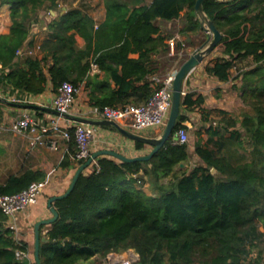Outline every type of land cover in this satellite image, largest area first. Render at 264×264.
I'll return each mask as SVG.
<instances>
[{
    "label": "trees",
    "instance_id": "trees-1",
    "mask_svg": "<svg viewBox=\"0 0 264 264\" xmlns=\"http://www.w3.org/2000/svg\"><path fill=\"white\" fill-rule=\"evenodd\" d=\"M196 1L104 0L105 16L97 23L78 8L60 13L58 0H5L11 5V25L0 34V88L37 96L48 80L56 91L65 81L77 87L84 82L94 107L145 103L153 93L151 76L178 69L189 57L186 48L203 43ZM44 7L57 15L47 24L41 57L17 56ZM203 7L223 35L218 45L222 56L205 72L222 82L238 81L233 88L252 112L239 118L220 111L216 125L196 130L193 145L170 141L148 161L99 157L88 173L80 174L71 193L53 203L57 220L40 228L46 238L39 249L42 264H104L110 253L129 249L138 255L134 264H263L264 0H208ZM181 13L184 40L175 43L170 55L168 40L176 27L165 33L166 27ZM244 59L251 60L250 66L233 76L231 70ZM92 65L102 79L91 74ZM203 102L193 93L182 96L175 133L188 130L186 113ZM1 116L0 110V122ZM66 145L62 169L71 166L70 154L76 150L73 139ZM135 147L144 144L135 142ZM190 151L201 164L174 171ZM45 179L42 170L24 169L0 184V195ZM17 251L28 252V244L15 238L0 211V264H34L18 258Z\"/></svg>",
    "mask_w": 264,
    "mask_h": 264
},
{
    "label": "crops",
    "instance_id": "crops-1",
    "mask_svg": "<svg viewBox=\"0 0 264 264\" xmlns=\"http://www.w3.org/2000/svg\"><path fill=\"white\" fill-rule=\"evenodd\" d=\"M59 1V0H58ZM104 3V2H103ZM58 10L61 12H65L67 9L65 6H58ZM10 10L11 5L6 3L5 0H0V34H6L9 32L11 20H10ZM47 15H46V14ZM105 16V9L103 12ZM57 15V12L50 10L48 7H44L39 10L34 20L31 22L29 26V36L26 40L25 44L21 48L25 53L27 50H34L36 54L39 52L37 50V46L41 44L43 39H45L48 35L47 24ZM183 13H181V16ZM44 18L45 25L40 26L35 19L41 20ZM104 19V18H103ZM180 19V18H179ZM177 20V22L179 21ZM96 21V20H95ZM177 29H174L171 37L168 40V43L171 48V53H173L174 45L179 40H184V36H181L179 31L183 27V24L179 22ZM172 24L168 23L166 27V32L172 30ZM206 38V37H205ZM78 39L79 46L82 45L81 39ZM172 41V42H170ZM202 44V43H201ZM195 47H187L186 52L190 55L191 51L198 48ZM38 58L41 57V53L37 55ZM222 56V53L218 51L216 48L210 55H208L199 65H197L187 76L184 83V91L186 93H193L194 98L197 96H202L204 98V102L200 107H195L193 111H188L186 114L188 116V120L183 122V125L189 126L192 125H205L206 122L203 121V113L208 114L206 116L207 120H218L222 117L220 111H225L229 116H238L240 113L245 111V104L243 101L239 99L238 89L233 88V85L239 86L238 81H227L222 82L213 76H209L205 72V66L213 62L217 57ZM136 57V55H133ZM21 57H16V63L20 62ZM251 64L250 59L239 60L236 63L235 70L232 69L231 73L236 75L243 69H247L245 67L246 64ZM245 64V66H244ZM46 72V69H45ZM175 72V70H173ZM99 73V80L103 78V73ZM92 74V73H91ZM111 86L114 85L111 83ZM4 87V86H3ZM0 88V98H4L8 101L11 97H15L14 99H18L21 101V104H34L42 107H52L53 99L57 93L56 89L52 86L50 80H48L46 89L42 94L37 96H28L24 93L17 94L11 93V89L8 87ZM79 89L82 90L84 97L76 96L74 105L72 108V113L76 116L79 115H89L92 116V109L94 106L91 105L89 101V92L90 87L86 86L85 83H81L79 85ZM7 90V91H5ZM0 110L2 111L1 122H0V151L1 154H8V157H4V160L9 159L10 161L6 165V171H12L6 177L0 181L2 184L10 174L17 173L24 169H32V170H42L46 173V186L40 194L37 202L34 205L27 207L24 211L20 212L16 216V231H14L15 238L17 240L25 241L28 244V256L31 262H34L33 252H34V225L36 222L47 219L51 217V212L47 207L48 198L60 195L63 192V189L69 185L74 172L79 167V163L72 161L70 159L71 166L69 168L62 169L59 164L63 156L67 153V146L64 141L59 140V149L57 151H51L48 148L40 147V148H30L28 145V141H25L24 136H14L15 138L7 137V133L5 134V129L10 130L11 122L20 117L23 113L31 114L35 119H44L50 116H54L52 114L43 112L40 116L36 113V109H25L18 106H12L6 104L4 102H0ZM215 123V122H214ZM10 124V125H8ZM61 126L63 127H72L76 123L72 121H68L62 119L60 121ZM96 133L91 142V155L97 151L111 149L122 153L127 157H135L140 155H145L150 152L151 147L148 145H144L143 149L137 150L135 147V142L124 137L116 130L111 129V127L106 126H96ZM12 132V131H11ZM13 133V132H12ZM160 130L153 129L148 130L146 132L147 136L155 137L158 136ZM17 135V134H15ZM7 151V152H6ZM191 154V151H190ZM102 157V156H101ZM197 158V157H196ZM119 161L118 159H116ZM96 165V161H93L89 167H87L83 172L88 173L94 166ZM179 167V166H178ZM184 168V167H179ZM68 188V187H67ZM147 188V184L145 187ZM148 192V189H144ZM65 192V191H64ZM149 193V192H148ZM42 232V236H43ZM44 237V236H43ZM35 264V263H34Z\"/></svg>",
    "mask_w": 264,
    "mask_h": 264
},
{
    "label": "built area",
    "instance_id": "built-area-1",
    "mask_svg": "<svg viewBox=\"0 0 264 264\" xmlns=\"http://www.w3.org/2000/svg\"><path fill=\"white\" fill-rule=\"evenodd\" d=\"M39 50L40 46L38 45L36 51L39 52ZM23 53V50L19 49L17 56ZM25 53L32 55L36 52L32 49L27 50ZM98 71L97 66L92 65L91 73ZM175 72L170 71L164 77L151 76L150 81L153 93L145 103L117 107H94L91 111L92 116L86 114L79 116L114 121L132 133L143 136H147L146 132L148 130L158 129L161 132L172 106V84ZM78 92L79 86L77 87L70 82H63L57 89L51 108L61 114L74 115L72 108ZM185 94L186 92L184 91ZM10 101L21 103L18 99ZM62 119V117L55 115L44 119H35L31 114L23 113L11 122L10 130L14 134L26 137L28 145L32 149L44 147L51 151H57L59 149V140L68 144L73 139L76 144V150L70 154V159L77 163L86 161L91 156V142L97 127L81 123H76L72 127H63L60 124ZM70 129H72V132ZM175 134L178 137V143L188 142V130L181 128ZM45 186V181H37L32 182L28 187L16 194L0 195V211L6 217L7 228L13 232L16 231L17 214L34 205ZM119 254L110 253L104 260V264H134L138 260V255L130 250L127 256ZM16 256L23 258L27 257L28 254L27 252L17 251Z\"/></svg>",
    "mask_w": 264,
    "mask_h": 264
},
{
    "label": "water",
    "instance_id": "water-1",
    "mask_svg": "<svg viewBox=\"0 0 264 264\" xmlns=\"http://www.w3.org/2000/svg\"><path fill=\"white\" fill-rule=\"evenodd\" d=\"M208 0H197L194 7V13L196 18L199 21L200 27L202 31L206 34V40L196 49L192 50L188 59L185 60L182 65L175 72L174 80L172 84V106L166 121L164 128L161 130L160 134L155 137L143 136L132 133L131 131L121 127L118 123L114 121H108L104 119H90L84 118L76 115L59 113L55 109L49 107H42L34 104H21L14 103L8 101L4 98H0V102H4L6 104L12 106H18L25 109H36L40 110L55 116H60L65 120L72 121L75 123L88 124L94 126H106L115 129L118 133L123 135L124 137L134 141L140 142L144 145H148L151 147L149 153L145 155L135 156V157H127L122 153L105 149L100 150L93 153L84 163L79 165V167L74 172V175L70 181L68 188L60 195H55L47 200V207L51 212V217L47 219H42L35 223L34 225V252L33 258L35 264H42L39 254L40 243L45 241L46 238L43 237L40 233L41 226L50 225L55 222L58 218V212L54 208L53 203L56 200H60L68 196L73 190L80 174L90 166L93 161H96L101 156H109L115 159H118L122 162H135V161H148L150 160L159 150H161L168 142L173 141L177 142L178 137L175 134V127L178 122V117L181 110V98L184 95V83L185 79L189 75V73L199 65L208 55H210L216 47L221 43L223 39L222 33L216 28L212 20L206 14L203 3ZM215 1H226V0H215ZM184 163H180L179 167H184ZM212 173H216L215 169H211Z\"/></svg>",
    "mask_w": 264,
    "mask_h": 264
},
{
    "label": "rangeland",
    "instance_id": "rangeland-1",
    "mask_svg": "<svg viewBox=\"0 0 264 264\" xmlns=\"http://www.w3.org/2000/svg\"><path fill=\"white\" fill-rule=\"evenodd\" d=\"M103 2H104V0H59L58 1V6H60V7L65 6L66 9H72V8L81 9L85 13H87L88 15H90L91 17H93V19L96 20L97 23H100L103 20V18H104V14H103V12H104V3ZM182 19L183 18L181 16V18L179 19L178 22L176 21L175 24H172V27H176L175 29H177L178 28L177 26L179 25V22L182 23ZM35 20H36V22L39 23L40 26L45 25V21L46 20L44 18H42L41 20H39V19H35ZM205 40H206V38L204 39V41ZM216 48H218V51L220 52V50H221L220 46H218ZM249 65H250L249 63H247L246 66L244 64L245 67H248ZM233 69L235 70V68H233ZM177 70L178 69H176L175 71H177ZM166 73H168V72H162L159 76H164ZM3 88H5V87H3ZM5 91H7V90H5ZM8 96L11 98L9 100H13L15 98V97H11L10 95H8ZM78 97H82V98L84 97V94H83V92H82L81 89H79V92L77 94V98ZM239 99L242 101V99L240 98V95H239ZM251 112H252L251 111V108L248 107L247 105H245V111L242 112V113H240L239 118H241L244 113H251ZM236 117H238V116H236ZM216 121L217 120H215V121L214 120H209L208 122L206 121L205 126L208 127L209 124L216 125ZM8 125H10V124H8ZM199 127L200 126H198V125L195 126V125H192L191 124L189 126V128H188V142L187 143L190 146L193 145L194 141L196 140L195 132H196V130ZM5 134L11 140H12V138H15L14 136H20V135H15L14 133H12L11 131H9L8 129H5ZM201 137H202V140L205 141L208 136H207V134L205 132H202V136ZM24 139H25V141H27V138L26 137H24ZM1 152L2 151H0V181L3 180L6 177V175H8L10 172H12V171H6V165H7V163L10 160L9 159L4 160V157H8L9 155L8 154H3V153L1 154ZM184 164H185L184 168H179L177 166V167H175L174 171H176L177 173L179 171H182V170L190 171L193 167H195V165L201 164V161H199L198 158H196V156H194V155L191 154L190 157L188 158V160ZM68 186L69 185L67 184V187ZM67 187H65L63 189V192L67 189ZM145 189H147V188H145ZM129 250L132 251V252H134L131 249H129ZM129 250L123 251L119 255L127 256ZM262 258H263V264H264V253H263V257Z\"/></svg>",
    "mask_w": 264,
    "mask_h": 264
}]
</instances>
